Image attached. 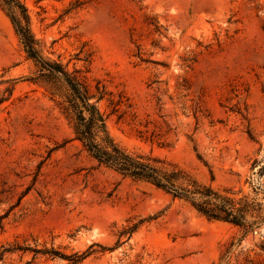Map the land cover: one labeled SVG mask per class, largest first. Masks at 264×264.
I'll list each match as a JSON object with an SVG mask.
<instances>
[{
  "label": "rangeland",
  "instance_id": "1",
  "mask_svg": "<svg viewBox=\"0 0 264 264\" xmlns=\"http://www.w3.org/2000/svg\"><path fill=\"white\" fill-rule=\"evenodd\" d=\"M114 141L248 206L244 226L100 166L0 0V264H264V0H20Z\"/></svg>",
  "mask_w": 264,
  "mask_h": 264
},
{
  "label": "trees",
  "instance_id": "2",
  "mask_svg": "<svg viewBox=\"0 0 264 264\" xmlns=\"http://www.w3.org/2000/svg\"><path fill=\"white\" fill-rule=\"evenodd\" d=\"M25 47L29 58L41 69L42 76L57 78L61 73L68 85L67 107L73 115L75 137L84 150L100 166H105L124 176L145 181L170 193L174 198L184 199L196 211L209 220H217L244 226L248 206L238 208L234 199L227 194L202 186L190 178L182 169L171 166L161 169L153 166L150 159L132 155L121 148L107 130L105 115L95 103H91L89 93L72 80L61 66L42 60L36 48V41L30 31V22L25 6L20 0H2Z\"/></svg>",
  "mask_w": 264,
  "mask_h": 264
}]
</instances>
